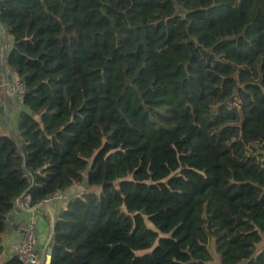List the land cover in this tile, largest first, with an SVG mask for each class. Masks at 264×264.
Returning a JSON list of instances; mask_svg holds the SVG:
<instances>
[{
    "label": "trees",
    "instance_id": "1",
    "mask_svg": "<svg viewBox=\"0 0 264 264\" xmlns=\"http://www.w3.org/2000/svg\"><path fill=\"white\" fill-rule=\"evenodd\" d=\"M0 22L25 156L5 126L0 253L14 200L59 189L49 264H264V0H0Z\"/></svg>",
    "mask_w": 264,
    "mask_h": 264
},
{
    "label": "built area",
    "instance_id": "2",
    "mask_svg": "<svg viewBox=\"0 0 264 264\" xmlns=\"http://www.w3.org/2000/svg\"><path fill=\"white\" fill-rule=\"evenodd\" d=\"M5 43L3 32L0 28V44ZM9 89L14 93L17 101H22L23 85L20 81L15 80L9 85ZM63 197L59 189L53 191L50 195L45 197L43 201L37 204L31 203V194L28 191H23L15 200L14 208L17 211H24L30 208L31 213L27 220L21 225L19 229L18 238L12 248V256H15L21 264H39L43 254L39 252L37 247V226L38 213H45L46 206L50 201L58 200Z\"/></svg>",
    "mask_w": 264,
    "mask_h": 264
},
{
    "label": "water",
    "instance_id": "3",
    "mask_svg": "<svg viewBox=\"0 0 264 264\" xmlns=\"http://www.w3.org/2000/svg\"><path fill=\"white\" fill-rule=\"evenodd\" d=\"M0 28L3 32V38L4 40H6V30L5 27L3 26V24L0 22ZM5 55H6V44L2 43L1 45V49H0V72L2 74V86H3V92H4V103L2 105H0V114L5 115L6 118V122L7 124H9V111L12 109L11 104H9L8 102V97H9V85L12 83V78L11 75L9 73H7V68H6V63H5ZM8 129L11 133V136L13 137V139L16 142L17 145V149L19 151V153L22 155L23 157V161H25V156L23 154V151L21 150L19 144L17 143V140L10 128V126H8ZM82 188V186H80ZM71 191L73 190L72 188L70 189ZM32 209L30 208H26L24 209V211H28L30 212ZM46 210L49 213V217H50V222H51V230L49 232L48 238H47V242H46V246L43 249V257L40 260L39 264H49V260L51 257V252H52V247H51V242L50 239L53 235V224H54V216L52 214V212L49 210V206H46ZM14 229L17 230L18 228V224H14Z\"/></svg>",
    "mask_w": 264,
    "mask_h": 264
},
{
    "label": "crops",
    "instance_id": "4",
    "mask_svg": "<svg viewBox=\"0 0 264 264\" xmlns=\"http://www.w3.org/2000/svg\"><path fill=\"white\" fill-rule=\"evenodd\" d=\"M63 200H64V197H62L61 199H58V200L50 201L48 203L49 210L52 212L53 216H55L58 208L64 203ZM30 213H31V211L28 212V211H17V210H15V214L13 216V221H12L13 231L11 234H9L8 236H6L4 238V242L7 245L9 244V254L7 255V257L12 256V248H13V245L15 244V242L18 238L19 229H20L21 225L27 220ZM36 214H37V218H38V226H37V231H36L37 247H38L39 252L43 253V249L46 246L47 238H48L49 232L51 230V222H50V217H49V213L47 210H46L47 217L44 213H38L37 212ZM47 218H48V220H47ZM14 224H18L17 230L14 229V226H13Z\"/></svg>",
    "mask_w": 264,
    "mask_h": 264
},
{
    "label": "rangeland",
    "instance_id": "5",
    "mask_svg": "<svg viewBox=\"0 0 264 264\" xmlns=\"http://www.w3.org/2000/svg\"><path fill=\"white\" fill-rule=\"evenodd\" d=\"M0 49H1V44H0ZM1 84H2V74L0 72V88H1ZM9 93L11 94V97H14L13 94H12L13 92L11 90H9ZM10 94H9V97H10ZM3 103H4V92H3L2 89H0V105H2ZM10 112H11V110L9 111V117H10ZM0 123H1L0 124V126H1L0 127V132L5 128V126H7V127L10 126V122H9V124H7V122H6V118H5L4 113L0 114ZM94 189L97 190V187H95ZM102 189H103V186H102ZM148 225L150 226L149 223H148ZM8 254H9V244L7 245L4 242V250L1 251V253H0V264H2L4 262V260H5V258L7 257ZM213 254H214V257L216 258V255H215L214 252H213ZM216 264H218V263H216Z\"/></svg>",
    "mask_w": 264,
    "mask_h": 264
},
{
    "label": "flooded vegetation",
    "instance_id": "6",
    "mask_svg": "<svg viewBox=\"0 0 264 264\" xmlns=\"http://www.w3.org/2000/svg\"><path fill=\"white\" fill-rule=\"evenodd\" d=\"M3 84V83H2ZM3 88V86L0 88V89H2Z\"/></svg>",
    "mask_w": 264,
    "mask_h": 264
}]
</instances>
